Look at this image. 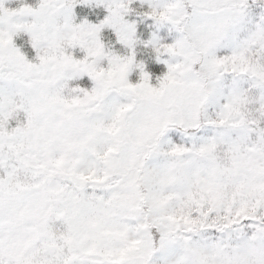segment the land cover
<instances>
[{
    "label": "snow or ice",
    "instance_id": "obj_1",
    "mask_svg": "<svg viewBox=\"0 0 264 264\" xmlns=\"http://www.w3.org/2000/svg\"><path fill=\"white\" fill-rule=\"evenodd\" d=\"M11 2L0 264H264V0Z\"/></svg>",
    "mask_w": 264,
    "mask_h": 264
},
{
    "label": "rangeland",
    "instance_id": "obj_2",
    "mask_svg": "<svg viewBox=\"0 0 264 264\" xmlns=\"http://www.w3.org/2000/svg\"><path fill=\"white\" fill-rule=\"evenodd\" d=\"M11 3V4H10ZM10 3H9V6L10 7H15L16 5L15 4H12V3H14V2H11V0H10ZM153 63H155V61L153 60ZM156 67L157 68H159L161 71H163L164 70V65H156ZM157 74H159V73H157Z\"/></svg>",
    "mask_w": 264,
    "mask_h": 264
},
{
    "label": "trees",
    "instance_id": "obj_3",
    "mask_svg": "<svg viewBox=\"0 0 264 264\" xmlns=\"http://www.w3.org/2000/svg\"><path fill=\"white\" fill-rule=\"evenodd\" d=\"M11 4V3H10ZM12 4H15V3H12Z\"/></svg>",
    "mask_w": 264,
    "mask_h": 264
}]
</instances>
